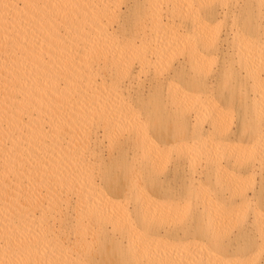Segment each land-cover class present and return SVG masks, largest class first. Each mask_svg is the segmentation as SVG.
Segmentation results:
<instances>
[{
	"label": "bare ground",
	"instance_id": "obj_1",
	"mask_svg": "<svg viewBox=\"0 0 264 264\" xmlns=\"http://www.w3.org/2000/svg\"><path fill=\"white\" fill-rule=\"evenodd\" d=\"M0 264H264V0H0Z\"/></svg>",
	"mask_w": 264,
	"mask_h": 264
},
{
	"label": "rangeland",
	"instance_id": "obj_2",
	"mask_svg": "<svg viewBox=\"0 0 264 264\" xmlns=\"http://www.w3.org/2000/svg\"><path fill=\"white\" fill-rule=\"evenodd\" d=\"M222 23H223L222 26H221V24H220V26H219L220 28H218V27L216 28L217 25H214V24H212V23L208 24V27H209V28L205 27V30H204V31H205V35L207 34L206 36H208V35H209V36H212V35L216 32L215 30L218 31L219 29H220L219 31H221V33L225 32V31H224V28H225V29H228V25L226 24V21H222ZM224 23H225V24H224ZM211 24H212V25H211ZM209 25H211L212 28H210ZM213 25H214L215 27H213ZM223 25L225 26L224 28H223ZM215 28H216V29H215ZM206 29H207V33H206ZM211 29H212L213 31H212ZM208 30H209V31H208ZM210 30H211V31H210ZM210 32H211V33H210ZM212 32H213V33H212ZM210 34H211V35H210ZM211 59H213V58H210V60H211ZM210 60L207 59V61L205 62L204 65H205L207 68L209 67V69L212 70V69H214V68L216 67V64L218 63V60L215 59V58H214L213 60H211V61H214V63L211 62ZM215 60H216L217 62H215ZM208 61H209V62H208ZM210 62H211V64H210ZM208 63H209L210 65H212V66H211V67H210L209 65L207 66L206 64H208ZM212 63H213V64H212ZM215 63H216V64H215ZM204 65H203V66H204ZM214 65H215V66H214ZM205 66H204V68H205V71H206V67H205ZM207 70H208V69H207ZM209 71H210V70H209ZM225 92H226V90H225ZM233 103H234V102H233ZM225 105H227V103H226ZM225 105H224V106H225ZM235 105H236V103H234L233 106H232V105H229L230 107H228V105H227V106L224 107V108H228V110L226 111V116H227V115L229 116V117H226V116H225V118H226L225 120L227 121V118H228V122H229V120H230L229 118H232L231 121H230V123L226 122L227 124H230V125H231L230 127H232V129H233L234 124H235L234 122H236V116H237V114H236V109L233 110V107H234V108L236 107ZM231 106H232V107H231ZM231 110H233L234 112L231 111ZM228 111H229V112H228ZM224 112H225V111H224ZM227 112H228V113H227ZM231 113H232V115H231ZM233 113H234V114H233ZM229 114H230V115H229ZM235 115H236V116H235ZM231 122H232V123H231ZM232 124H233V126H232Z\"/></svg>",
	"mask_w": 264,
	"mask_h": 264
}]
</instances>
